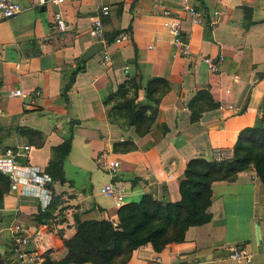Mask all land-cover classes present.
Wrapping results in <instances>:
<instances>
[{
    "label": "crops",
    "instance_id": "0c3cea01",
    "mask_svg": "<svg viewBox=\"0 0 264 264\" xmlns=\"http://www.w3.org/2000/svg\"><path fill=\"white\" fill-rule=\"evenodd\" d=\"M192 1L205 13L200 26L188 23L181 0H64L57 6L34 8L24 3L16 16L0 17V132L5 131L9 147L30 146L20 164L47 172L49 165L60 163L64 177L63 183L51 179L52 199L57 204L50 219L41 223L35 220L38 207L34 200L16 198L9 191L1 194L0 255L4 259L11 258L8 239L14 224L31 236L30 251L41 256L47 253L56 261L65 257L60 237L68 239L74 234V219L114 224L119 207L82 182L76 183L85 170L84 160L106 152L118 162L116 172L108 174L102 185L123 186V205L145 194L158 201L177 202L186 163L196 158L210 161L214 150L232 151L238 133L264 114V0ZM98 6H106L108 14L100 15ZM163 9L181 21L182 35L189 44L185 57L169 45L170 35L162 26ZM215 10L219 13L214 20L211 13ZM54 12L60 13L64 31L56 29ZM96 17L105 39L116 32L126 34L127 39L111 40L83 61V53L98 43L87 35ZM101 51L108 54L105 64ZM219 53L223 56L220 70L210 74L201 58ZM135 73L141 84L162 79L168 86L142 137H136L133 128L122 131L110 124L109 107L103 105L104 98ZM17 89L24 94L40 92L33 107H23L18 98L10 96ZM200 90L207 91L215 107L191 122L189 102ZM20 128L22 133L17 134ZM24 129L38 135L36 144L25 139ZM4 138L0 137V143ZM125 142L132 148L124 149ZM68 167L75 181L66 175ZM210 192L207 223L189 228L182 242L160 251L149 244L140 246L126 264L183 260L234 264L227 258L233 245L243 246L250 254L249 264H264V188L253 170L212 183Z\"/></svg>",
    "mask_w": 264,
    "mask_h": 264
},
{
    "label": "trees",
    "instance_id": "16d2710c",
    "mask_svg": "<svg viewBox=\"0 0 264 264\" xmlns=\"http://www.w3.org/2000/svg\"><path fill=\"white\" fill-rule=\"evenodd\" d=\"M122 34L116 32L108 39L104 36L105 44ZM167 91V83L162 79H148L141 84L138 74L128 75L103 100V105L109 107L108 122L122 131L133 128L136 137L144 136L155 119L161 97ZM214 107L207 91H198L189 102L190 121H197L203 111ZM18 132L21 134L22 130ZM24 132L38 140L35 132ZM122 145L124 149L132 148L129 142ZM232 154L231 161L214 162L202 158L188 161L184 168V179L178 184L177 202L158 201L145 194L137 202L120 206L114 224L74 219V234L68 239L60 237L65 257L56 261L45 253L37 264H126L131 253L142 245L149 244L154 251H160L168 244L182 242L189 228L201 226L210 220L212 183L230 181L237 173L252 169L264 188V114L251 127L238 133ZM45 173L52 180L64 182L60 163L49 165ZM0 186L1 196L8 191L6 178L1 174ZM56 204L57 201L52 199L45 209L37 206L36 222L50 219V212ZM0 264L16 263L0 255Z\"/></svg>",
    "mask_w": 264,
    "mask_h": 264
},
{
    "label": "built area",
    "instance_id": "2783aa9c",
    "mask_svg": "<svg viewBox=\"0 0 264 264\" xmlns=\"http://www.w3.org/2000/svg\"><path fill=\"white\" fill-rule=\"evenodd\" d=\"M64 2V0H0V17L9 19L22 10V5L27 3L29 7H42L45 5L57 6ZM182 12L188 23L191 26H200L205 21V13L202 9L197 7L192 0H181ZM96 11L105 16L108 14L106 6L96 7ZM218 11L211 13L212 18L218 16ZM164 17L162 26L170 35L169 45L173 48L175 54L185 57L189 54V44L184 40L180 19L174 15L169 9L161 11ZM183 18V19H185ZM52 19L57 30L64 31L66 29L59 12L52 14ZM215 20V19H214ZM212 20L211 24L215 21ZM87 35L101 44V48L105 47V39L103 27L100 19L96 17L87 30ZM126 34H122L115 38L114 43H120L126 40ZM101 63L108 62V54L101 51ZM201 61L210 74H217L220 70V65L223 62V56L219 53L214 57L203 56ZM127 68L124 67V73ZM226 93H228L226 91ZM40 95L39 91L24 94L17 89L10 93V96L16 97L20 100L23 107H33L35 99ZM30 146L22 145L17 147H8L0 151V174L6 178L8 191L15 195L16 198H29L34 200L37 206L45 209L49 206L52 200V184L51 178L37 166L22 165L19 159L27 157ZM233 159L232 151L228 150H214L210 155V160L214 162L231 161ZM100 168L104 169L110 175L116 172L118 162L111 160L109 154L106 152L99 153L95 158ZM125 190L120 184L108 182L102 185L99 189V194L110 198L116 207L123 205V196ZM31 236L18 224L11 226L8 239V253L11 259L16 264H37L41 259V255L30 251ZM227 258L234 264H249L251 261L250 254L246 252L243 246L233 245L228 249ZM175 264H190L179 261Z\"/></svg>",
    "mask_w": 264,
    "mask_h": 264
},
{
    "label": "rangeland",
    "instance_id": "374dc122",
    "mask_svg": "<svg viewBox=\"0 0 264 264\" xmlns=\"http://www.w3.org/2000/svg\"><path fill=\"white\" fill-rule=\"evenodd\" d=\"M22 129L23 128H20V130H22ZM17 130H16V133L19 134L20 132H18ZM24 130H28V129H24ZM5 135H6L5 131H3V133H2V131L0 132V137L4 138ZM24 135H25L24 137L27 141H31L34 144L37 143V139H35L34 137L30 136L29 134H24ZM8 147L9 146L6 144L5 138H4L2 143H0V151H2L5 148H8ZM72 155H74V154H72ZM82 164L85 167V170L80 176H78L76 178V183L79 184L80 182H82V186L85 185L86 188L91 189L93 193H95L97 191V193L99 194V189L102 186V182L104 179H106V177L109 173H107L104 169L100 168L95 159L84 160L82 162ZM85 171H86V173H85ZM66 175H68L69 177H71V179L73 181H75V178H73V172H72L71 167L70 168L68 167L66 169ZM0 189H2L1 186H0ZM102 197L107 198L105 196H102Z\"/></svg>",
    "mask_w": 264,
    "mask_h": 264
},
{
    "label": "water",
    "instance_id": "95a60500",
    "mask_svg": "<svg viewBox=\"0 0 264 264\" xmlns=\"http://www.w3.org/2000/svg\"><path fill=\"white\" fill-rule=\"evenodd\" d=\"M101 50V44L96 43L90 46L81 56V59L87 60L89 57L93 56L94 54L98 53Z\"/></svg>",
    "mask_w": 264,
    "mask_h": 264
}]
</instances>
